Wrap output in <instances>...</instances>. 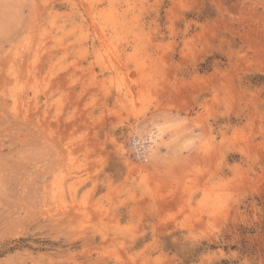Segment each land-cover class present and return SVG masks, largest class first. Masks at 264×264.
<instances>
[{
    "label": "rangeland",
    "instance_id": "1",
    "mask_svg": "<svg viewBox=\"0 0 264 264\" xmlns=\"http://www.w3.org/2000/svg\"><path fill=\"white\" fill-rule=\"evenodd\" d=\"M0 100V264H264V0H0Z\"/></svg>",
    "mask_w": 264,
    "mask_h": 264
},
{
    "label": "built area",
    "instance_id": "2",
    "mask_svg": "<svg viewBox=\"0 0 264 264\" xmlns=\"http://www.w3.org/2000/svg\"><path fill=\"white\" fill-rule=\"evenodd\" d=\"M150 140L143 139L140 140L139 137H132L131 139V149L133 151V155L138 160H144L149 152Z\"/></svg>",
    "mask_w": 264,
    "mask_h": 264
},
{
    "label": "bare ground",
    "instance_id": "3",
    "mask_svg": "<svg viewBox=\"0 0 264 264\" xmlns=\"http://www.w3.org/2000/svg\"><path fill=\"white\" fill-rule=\"evenodd\" d=\"M48 5V4H47ZM36 18V17H35ZM46 36V35H45ZM45 38V37H44ZM44 38H42V39H44ZM48 40V39H47ZM29 41V40H28ZM30 43V42H29ZM40 43V42H39ZM45 43V42H44ZM24 47V46H23ZM25 47H27V46H25ZM36 48V47H35ZM34 48V49H35ZM42 48V47H41ZM38 49V48H37ZM28 51V50H27ZM34 51V50H33ZM22 62V61H21ZM13 64V63H12ZM19 70V69H18ZM27 73V72H26ZM9 84V83H8ZM23 92V91H22ZM22 94V93H21ZM28 95V94H27ZM18 96H19V94H18ZM9 98V97H8ZM20 99V98H19ZM21 100V99H20ZM1 101V100H0ZM1 105V104H0ZM28 105V104H27ZM14 113V112H13ZM15 115V114H14ZM27 115V114H26ZM146 136H147V140H150L149 142H150V146H149V152L148 153H150V151H151V149H152V145L154 144V143H156V138L157 137H159V135L156 133V132H154V131H150L149 132V136L146 134ZM152 136H155V137H152ZM157 136V137H156ZM135 137H139V136H135ZM140 138V137H139ZM158 139V138H157ZM140 140H143L142 138H140ZM66 155V154H65Z\"/></svg>",
    "mask_w": 264,
    "mask_h": 264
}]
</instances>
